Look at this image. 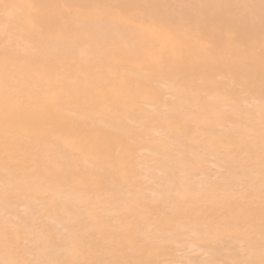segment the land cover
I'll list each match as a JSON object with an SVG mask.
<instances>
[{
	"label": "rangeland",
	"instance_id": "obj_1",
	"mask_svg": "<svg viewBox=\"0 0 264 264\" xmlns=\"http://www.w3.org/2000/svg\"><path fill=\"white\" fill-rule=\"evenodd\" d=\"M69 1L0 0V86L17 84L0 108L24 103L28 132L46 114L43 139L21 146L0 113V264H264V0ZM215 18L222 37L204 33ZM94 25L123 38L105 46ZM10 56L47 72L78 59L59 116L21 98L34 73Z\"/></svg>",
	"mask_w": 264,
	"mask_h": 264
},
{
	"label": "bare ground",
	"instance_id": "obj_2",
	"mask_svg": "<svg viewBox=\"0 0 264 264\" xmlns=\"http://www.w3.org/2000/svg\"><path fill=\"white\" fill-rule=\"evenodd\" d=\"M63 1H65V2H68L69 0H63ZM80 1V0H79ZM84 0H81V2H83ZM101 3H106L108 0H99ZM110 1V0H109ZM111 1H113V0H111ZM119 1L120 0H118V2L117 3H119ZM70 3H72V4H74V3H76V4H78L75 0H71V1H69ZM88 1H84L83 3H87ZM93 2V1H92ZM94 2H96V0L94 1ZM114 3H115V1H113ZM113 2H112V5H114L113 4ZM122 2H123V4H126L127 5V9H129V7H130V5H128V3H125V1L124 0H122ZM121 3V2H120ZM69 4V3H68ZM80 4V3H79ZM91 4V2H89V5ZM106 4H108V2L106 3ZM105 4V5H106ZM109 4H111V2L109 3ZM203 4V3H202ZM207 4H208V2H207ZM207 4H205V5H207ZM65 5H67V3L65 4ZM84 5V4H83ZM87 4H85V6H86ZM101 5V4H100ZM99 5V6H100ZM204 5V6H205ZM71 6V4H69L68 5V7H70ZM84 6V7H85ZM121 6V5H120ZM125 6V5H124ZM129 6V7H128ZM199 6H202V5H199ZM87 7V6H86ZM92 7V6H91ZM101 7V6H100ZM114 7V6H113ZM119 7V6H118ZM203 7V6H202ZM116 8V7H115ZM120 8V7H119ZM111 9V8H110ZM72 10V9H71ZM113 10V9H112ZM110 11V10H109ZM129 12V11H128ZM73 13V12H72ZM91 15V14H90ZM109 15V14H108ZM98 16V15H97ZM17 18V16L15 17V18H13V19H16ZM74 18V17H73ZM100 18V17H99ZM17 20H19L18 21V23H20L21 24V21H22V19H19V18H17ZM77 20V19H76ZM33 22V21H32ZM98 22V21H97ZM209 22H210V20H209ZM208 22V23H209ZM211 24H209V26L208 27H206V29H205V31H204V33H206L207 34V36L209 35V36H213L214 35V31L216 32V30H217V28L218 29H222V31H217L219 34H220V36H217V37H222L223 35H221V33L223 32V29H224V24H223V21H221V19H211ZM36 23V21L34 22V24ZM113 23V22H112ZM67 24V23H66ZM69 25H71L70 23H69ZM97 25V24H96ZM100 25V24H99ZM18 32H20V25L18 24ZM75 26V25H74ZM106 26L108 27V29L107 30H109V29H111L109 26H110V23H109V25H107L106 24ZM34 28H36L35 29V31H36V33H39V34H41L42 33V31H41V29H40V27H35V25L33 26ZM111 27H113L112 25H111ZM136 27V26H135ZM205 27V26H204ZM74 28V27H73ZM15 29H17V28H15ZM31 29H32V27H31ZM31 29H30V33H31ZM85 29V28H84ZM91 30H87V31H90V33H91V35L92 34H94L93 36H94V40H96L97 42L98 41H101V43L103 44H105V46H106V42H108V40L110 39L111 40V42H118L119 40H121L122 38H123V35L124 34H119L120 32L119 31H114L113 33H111V32H109V31H107L106 30V27L104 28V27H102L101 28V26L100 27H98V26H92L91 28H90ZM103 29V30H102ZM128 29L130 30V27H128ZM83 30V29H82ZM121 30V29H120ZM126 30V29H125ZM200 31H201V29H199ZM131 31H133V30H131ZM140 31V30H139ZM84 32H85V30H84ZM124 33H126V32H124ZM133 33H136L135 31L133 32ZM217 33V34H218ZM38 34V35H39ZM43 34V33H42ZM203 34V33H202ZM216 34V33H215ZM44 35V34H43ZM90 36V35H89ZM139 36V35H138ZM216 36V35H215ZM231 36V35H230ZM109 38V39H108ZM138 38V37H137ZM179 38V37H178ZM210 38V37H209ZM151 39L152 40H154V37H151ZM42 48H43V45H45L46 44V42H44V41H46V40H44L43 39V36H42ZM77 40H79V39H77ZM92 40V39H91ZM91 40L89 39V42L88 43H90L91 42ZM151 40V41H152ZM96 41H95V43H96ZM110 42V41H109ZM178 42V41H177ZM79 43H81V42H79ZM84 43V42H83ZM93 43V42H92ZM220 43V42H219ZM69 44V43H68ZM120 44H122L123 45V43H120ZM119 44V45H120ZM178 44V43H177ZM109 45H110V43H109ZM92 46V45H91ZM153 46V45H152ZM90 47V46H89ZM89 47H87V49L89 48ZM96 47V46H95ZM114 47H116V46H114ZM123 47V46H122ZM179 47V46H178ZM59 48H61V47H59ZM100 48H101V46H100ZM112 48V47H111ZM71 49V48H70ZM217 49V48H216ZM55 50V49H54ZM104 50H106V49H104ZM108 50V49H107ZM112 50V49H111ZM180 50H182V48L180 49ZM213 50V49H212ZM85 51V50H84ZM100 51V50H99ZM57 52V51H56ZM107 52V51H106ZM135 52V51H134ZM187 52V51H186ZM207 52H209V51H207ZM84 53V52H83ZM112 53V52H111ZM60 54V53H59ZM185 54V53H184ZM199 54V53H198ZM204 54V53H203ZM54 55H56V54H54ZM107 55V54H106ZM109 55V54H108ZM58 56H60V55H58ZM84 56V55H83ZM101 56V55H100ZM136 56V55H135ZM186 56V55H185ZM209 56V55H208ZM212 56V55H211ZM128 57L129 58H131L132 59V57L130 56V55H128ZM161 57H164L163 55H161ZM160 57V58H161ZM213 57V56H212ZM109 58V57H108ZM108 58H107V61H108ZM80 64H81V68H82V71H84V69H85V71L87 72L88 71V69H89V67H90V65L93 63V60L90 58V59H88L87 57H84V58H82V57H80ZM130 59V60H131ZM187 59H189V57L187 58ZM205 58H203V60H204ZM103 60V59H102ZM105 60H106V58H105ZM134 60V59H133ZM196 60V59H195ZM110 61V60H109ZM196 61H198V60H196ZM75 62H78V59L77 58H73V60H71V61H64L63 62V65H62V61H60L59 63H58V65H56V66H53L51 69V71H49V72H47L46 70H44V68L42 67V66H30L25 60H23L22 58L21 59H18L16 56H10V57H6L5 59H4V64H7V65H9V66H14L15 67V69L17 68V70H18V75L20 74V75H29V74H31V73H34V76L31 78V79H27V80H22L21 81V84L24 86V87H26L27 88V90L29 91H27L26 93L24 92L23 93V95H21V98H42L43 100H44V103H46L45 101H46V99H48V100H50L51 102V105H50V107H49V109H48V114H50L51 116H59L60 114H61V103L62 104H64L65 103V99L64 100H62L63 98H65V97H63L62 96V91H63V87L64 88H66L65 90H70L71 88H70V86H71V83H72V81H73V79H72V77L74 76V75H72V77L70 78V73L67 71V70H69L70 69V65L72 66ZM153 62V61H152ZM203 63L207 66L208 65V60L206 59V60H204L203 61ZM156 64V63H155ZM158 64V63H157ZM211 64H212V62L210 63V66H211ZM100 65V64H99ZM31 67H33V68H31ZM171 70V69H170ZM218 70V69H217ZM67 71V72H66ZM165 71H167V70H165ZM199 71H201V70H199ZM133 73H135V72H133ZM96 74H98V72L96 73ZM99 75V74H98ZM133 75V74H132ZM154 75H157V74H154ZM134 76V78H135V75H133ZM7 80L5 81L6 83H4L3 85H1L0 86V97L1 98H6L7 96H9V93H8V91H9V89H15L16 90V85L17 84H15V83H13L12 84V82H15L14 80L13 81H11V77H9L8 75H7ZM101 77H98L97 76V84L98 83H105L106 82V80H104V79H100ZM157 78H158V75H157ZM84 80H85V78H83ZM136 79V78H135ZM156 79V78H155ZM18 81H20V79H17ZM87 80V79H86ZM17 81V82H18ZM87 81H89V80H87ZM11 82V83H10ZM96 82V81H95ZM128 82V81H127ZM8 83V84H7ZM10 83V84H9ZM172 83V82H171ZM96 84V83H95ZM95 84H93V87H91L90 86V88L89 89H91L93 92L95 91L96 92V90H98L99 88H96V90H94V88L95 87H97ZM105 85V84H104ZM42 87V89L38 92V91H36V88L37 87ZM73 86V85H72ZM95 86V87H94ZM154 86V85H153ZM157 86V85H156ZM173 86V85H172ZM101 87H103V86H101ZM149 87H151V86H149ZM152 88V87H151ZM76 91V90H75ZM79 91V90H78ZM78 93V92H77ZM78 95V94H77ZM118 97H120V98H118L119 99V102H118V99H117V101L115 102V104H117V106H124L126 103H128V101H130V99H132V96H129L127 93H125V94H118L117 95ZM162 97V96H161ZM76 98V97H75ZM196 99H198L199 101L202 99V98H196ZM180 100V99H179ZM43 103V102H42ZM89 103H86V104H82V106L80 105V107L78 108V110H80V108H82V109H84L85 108V111H87V110H91V108L89 107V105H88ZM74 105V104H73ZM148 105H150V104H148ZM11 106H9V110H8V112H7V114H3V111H5L4 109H2L1 110V108H0V110L2 111H0V113H1V120H5V124L9 127V128H5L7 131L8 130H11V128L13 127V128H15V129H17L18 128V131L20 132V135L23 137L22 139H20V143H21V146H22V144L23 143H26L28 140H27V137H29V136H31V134H32V136H34V138L35 139H43V129L45 128V126H44V120H45V117H46V114L44 113V112H42V110L41 111H38V112H34V114L32 115V118L31 119H34V120H38V127H37V131L35 130L34 132H31V131H27L26 129H27V123L29 122V120H30V116H29V109H25V107H24V103H21V104H18V103H16V104H14V106H12L11 108H10ZM74 107V106H73ZM108 106H101V108H102V112H103V116L104 117H106L107 115H108V108H107ZM7 107H5V109H6ZM47 108V107H46ZM46 108H44V109H46ZM116 108H118V107H116ZM22 109L24 110V113L22 114V116L21 117H23L22 119H23V123H21V125L18 127V126H16V122H14V119H15V116H16V112H14V113H9V111H12V110H21L22 111ZM42 109H43V106H42ZM62 109H64V108H62ZM165 109V108H164ZM192 109H193V107H192ZM192 109H190V110H192ZM26 110V111H25ZM75 110V109H74ZM245 110V109H244ZM76 111V110H75ZM138 112H140V111H138ZM122 113H124V112H122ZM126 118V117H125ZM63 119H65L64 117H63ZM71 120V119H70ZM116 120V119H115ZM126 121V120H125ZM120 123V122H119ZM39 124H40V127H39ZM48 124V123H47ZM113 124V123H112ZM121 124V123H120ZM115 126V125H114ZM11 127V128H10ZM120 127V126H119ZM114 128V127H113ZM172 130H173V132H176L177 134L178 133H180V132H182L183 131V129H182V127L181 126H178V127H174V128H171ZM73 131V130H72ZM31 132V133H30ZM125 132V131H124ZM26 133V134H25ZM73 133V132H72ZM125 134V133H124ZM73 135L74 134H71V132H69V131H67L66 132V134H65V140H66V144H67V141H68V139H69V141H71V146H73V147H75L76 149L77 148H80L79 146H81V148H85L84 146H85V143H86V140L85 139H82L81 141H79L78 139H76V140H73L72 138H73ZM142 135V134H141ZM96 137H100V136H96ZM95 136H93V139L94 138H96ZM125 138V137H124ZM142 138V137H141ZM92 139V140H93ZM143 139V138H142ZM27 140V141H26ZM25 141V142H24ZM47 143V142H46ZM141 143H144V142H141ZM91 144H92V141H88V147H89V145L91 146ZM1 145V144H0ZM25 145V144H24ZM42 145H44V144H42ZM67 145H69L70 146V142L67 144ZM65 146V145H64ZM25 147V146H24ZM40 148V147H39ZM122 148V147H121ZM134 148V147H133ZM140 148H141V146H140ZM24 149H26V148H24ZM123 149V148H122ZM27 150V149H26ZM65 150V149H64ZM71 150V149H70ZM69 150V151H70ZM128 150H130V149H128ZM0 151H1V153L2 154H6V151H7V149L6 150H4V148L3 147H1L0 146ZM125 151V150H124ZM132 151V150H131ZM30 152V151H29ZM0 153V154H1ZM111 153H113V152H111ZM139 153V152H138ZM4 154V155H5ZM62 154V153H61ZM109 154V153H108ZM115 154V153H114ZM4 155L3 156H1V157H4ZM21 155V154H20ZM44 155H46L45 153H44ZM60 156V155H59ZM80 156V155H79ZM1 157H0V159H1ZM73 157V156H72ZM77 157H78V155H77ZM101 157V156H100ZM100 157L99 156H97V157H95L94 156V158H92V159H94V161L95 160H98V159H100ZM90 165V164H89ZM87 167V166H86ZM99 167V166H98ZM92 169V168H91ZM15 170V169H14ZM138 171H139V169H138ZM59 177V175H58V173H56V177ZM104 183H106V182H104ZM127 188V187H126ZM9 193V192H8Z\"/></svg>",
	"mask_w": 264,
	"mask_h": 264
}]
</instances>
